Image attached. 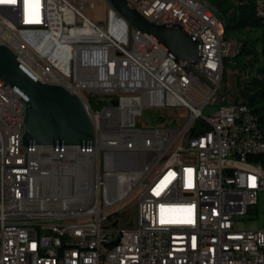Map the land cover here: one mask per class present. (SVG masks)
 I'll return each instance as SVG.
<instances>
[{"label":"built area","instance_id":"2783aa9c","mask_svg":"<svg viewBox=\"0 0 264 264\" xmlns=\"http://www.w3.org/2000/svg\"><path fill=\"white\" fill-rule=\"evenodd\" d=\"M76 1L0 2V45L76 95L95 131L94 148L54 145L71 148L67 158L28 151L24 124L2 112L12 98L24 118L26 103L0 80V264H264V228H240L264 192V170L250 161L264 137L246 103L217 104L230 51L218 47L220 30L193 0H125L201 44L186 71L106 4L103 26L85 14L92 0ZM255 5L264 22V0ZM146 110L173 120L138 126ZM6 149L23 152L20 163ZM43 194L58 204L42 206ZM135 204L136 225L126 212Z\"/></svg>","mask_w":264,"mask_h":264},{"label":"water","instance_id":"95a60500","mask_svg":"<svg viewBox=\"0 0 264 264\" xmlns=\"http://www.w3.org/2000/svg\"><path fill=\"white\" fill-rule=\"evenodd\" d=\"M137 31L147 34L177 64L189 71L200 61L201 44L187 35L179 25L150 22L125 0H102ZM0 80L10 86L26 103L22 124V146L81 145L94 148V126L76 95L58 85L44 84L27 71L15 54L0 45ZM221 104L226 95L219 94ZM235 95V98H238Z\"/></svg>","mask_w":264,"mask_h":264},{"label":"trees","instance_id":"16d2710c","mask_svg":"<svg viewBox=\"0 0 264 264\" xmlns=\"http://www.w3.org/2000/svg\"><path fill=\"white\" fill-rule=\"evenodd\" d=\"M202 1L224 25L225 42L236 44L233 53L224 60V67L226 60L232 61L233 70L240 72L238 76L250 80L244 84L235 78L239 97L234 103H246L251 108L264 135V31L259 37L252 34L257 28L264 29L256 11L257 0ZM250 161L264 170V154Z\"/></svg>","mask_w":264,"mask_h":264},{"label":"rangeland","instance_id":"374dc122","mask_svg":"<svg viewBox=\"0 0 264 264\" xmlns=\"http://www.w3.org/2000/svg\"><path fill=\"white\" fill-rule=\"evenodd\" d=\"M92 2L95 4L94 9H85V14L93 19L97 24L106 26L108 24V8L106 7L105 3L102 0H92ZM204 2V1H203ZM77 5L80 6L79 0L76 1ZM205 3V2H204ZM81 7V6H80ZM85 8V7H84ZM212 10V9H211ZM213 11V10H212ZM264 29L263 28H257L252 34L253 37H259L263 34ZM236 46L235 42H226V49H230L229 55L230 56L233 51L234 47ZM227 56V57H228ZM232 61L226 60L225 61V74L223 77L222 81V86L220 93L226 95V98L224 99L222 104H231L234 103L237 98H235V95H237V90H236V79L238 78L241 83L247 84L249 83V79H244L239 75L240 72L234 71L232 64ZM220 102V97L217 99V104ZM219 105L211 107L210 111H205L206 115H209L210 113L216 111ZM165 117H159L154 114L153 111L146 110L143 112V116L139 117L137 119V125L142 126V125H160L165 122H169L173 120V117H168L166 114H161ZM175 124H171L169 127H175ZM259 165V164H258ZM260 166V165H259ZM134 199V196L128 200L127 202L123 203L121 206H125L127 203L132 201ZM116 209H119L116 208ZM114 209V211H116ZM113 211V212H114ZM126 212L130 214V218L132 219L134 225L137 223V206L132 205L129 207ZM247 218L250 219H245L243 222L240 223V228L242 230H257V229H262L264 228V192H261L259 194V202L256 207V213L253 215H249Z\"/></svg>","mask_w":264,"mask_h":264},{"label":"bare ground","instance_id":"6f19581e","mask_svg":"<svg viewBox=\"0 0 264 264\" xmlns=\"http://www.w3.org/2000/svg\"><path fill=\"white\" fill-rule=\"evenodd\" d=\"M232 1V0H229ZM195 15L199 16L201 19H204L208 22H211L215 27H217L221 34L218 37V47L220 49H226V42L224 39V25L222 22L214 15L211 8L205 4L202 0H193ZM257 14H258V10ZM259 19L262 18L258 15ZM264 25V22L262 21ZM160 25V24H159ZM174 65L177 69H183L181 64H177L174 61ZM248 111H251V108L246 104ZM2 112L7 113L8 119H13L14 124L22 123V115L18 114V107L14 99L4 98V105H2ZM251 125L254 127V130L257 133H261V137H264L263 132L260 129L258 120L251 113ZM28 151H36V145H28ZM44 151H53V154H57V158H67L71 156V148L66 146H55L54 145H44ZM5 157L10 161V163H20V159H23V152H15L13 149L5 150ZM58 204V196L56 194H43L41 197L42 206H50Z\"/></svg>","mask_w":264,"mask_h":264},{"label":"snow or ice","instance_id":"6c2138e0","mask_svg":"<svg viewBox=\"0 0 264 264\" xmlns=\"http://www.w3.org/2000/svg\"><path fill=\"white\" fill-rule=\"evenodd\" d=\"M0 2H2V0H0ZM8 2H14V0H8Z\"/></svg>","mask_w":264,"mask_h":264}]
</instances>
